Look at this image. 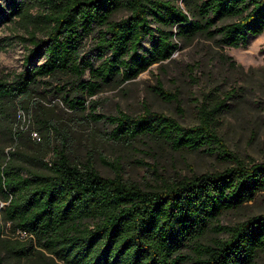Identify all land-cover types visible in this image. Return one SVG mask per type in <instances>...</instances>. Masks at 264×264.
Listing matches in <instances>:
<instances>
[{
	"label": "trees",
	"instance_id": "trees-1",
	"mask_svg": "<svg viewBox=\"0 0 264 264\" xmlns=\"http://www.w3.org/2000/svg\"><path fill=\"white\" fill-rule=\"evenodd\" d=\"M6 24L22 28L29 47L23 69L0 76V264H264V207L220 224L264 200V161H245L219 133L226 101L205 95L197 123L185 126L148 108L106 115L87 99L172 60L198 38L221 49L247 46L264 32V0H0V26ZM90 38L95 58L83 54ZM6 46L0 37V49ZM50 97L71 112L88 111L91 122L109 123L116 142L204 151L227 166L144 189L102 159L114 173L106 177L92 158L73 159L68 115L57 112L63 120L55 124L43 105ZM20 112L34 114L38 128ZM8 224L27 240L5 238ZM210 232L217 237L203 243Z\"/></svg>",
	"mask_w": 264,
	"mask_h": 264
},
{
	"label": "rangeland",
	"instance_id": "rangeland-1",
	"mask_svg": "<svg viewBox=\"0 0 264 264\" xmlns=\"http://www.w3.org/2000/svg\"><path fill=\"white\" fill-rule=\"evenodd\" d=\"M4 4L9 0H3ZM121 13L118 18L125 16ZM0 37L5 38V49H0V76L13 75L23 69L28 53L27 37L22 28L14 24L0 26ZM94 43L86 41L83 54L94 57ZM229 58V59H226ZM41 58L35 62L38 63ZM233 61L234 66L229 61ZM162 88L173 101L160 95ZM70 89V88H68ZM74 94V90L70 91ZM209 93L230 106L221 121L219 133L229 149L245 161H264V32L249 40L245 47L218 48L214 43L198 38L190 46L178 50L172 60L157 63L136 79L119 86L106 87L88 101L95 99L97 111L106 115L123 112L139 115L146 108L175 117L185 126L197 123L198 106ZM228 97L229 99L225 100ZM176 99V101H175ZM47 111L53 113L55 124L57 112L68 115L64 127L68 131L69 148L73 159L86 162L92 158L97 170L106 177L113 171L102 159L117 162L126 180L150 189L162 184L163 180L192 177L203 173L223 170L227 165L214 155L204 151L176 152L165 146L135 140L131 144L116 142L109 137L112 126L105 121L91 122L86 118L88 111L71 112L60 98L50 97L43 101ZM19 115L33 128H38L34 114L20 112ZM40 133L32 138L40 141ZM11 147L5 149L6 152ZM264 199V198H263ZM1 202L0 207H4ZM264 200L221 218L220 224L231 225L244 220L248 215L262 211ZM4 237L10 241H26L27 237L12 233L9 224ZM217 237L208 233L203 243ZM185 254H191L185 249ZM7 263V262H5ZM7 264H39L36 260L12 261Z\"/></svg>",
	"mask_w": 264,
	"mask_h": 264
},
{
	"label": "built area",
	"instance_id": "built-area-1",
	"mask_svg": "<svg viewBox=\"0 0 264 264\" xmlns=\"http://www.w3.org/2000/svg\"><path fill=\"white\" fill-rule=\"evenodd\" d=\"M19 234H21L24 237H27L28 235L25 232H18Z\"/></svg>",
	"mask_w": 264,
	"mask_h": 264
}]
</instances>
